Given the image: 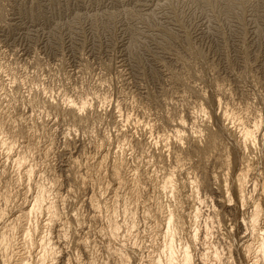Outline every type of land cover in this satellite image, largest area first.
Returning <instances> with one entry per match:
<instances>
[{"label":"clouds","instance_id":"9594fccd","mask_svg":"<svg viewBox=\"0 0 264 264\" xmlns=\"http://www.w3.org/2000/svg\"><path fill=\"white\" fill-rule=\"evenodd\" d=\"M77 13L186 101L206 96L201 35L264 28V0H81ZM56 23L65 36L79 33L63 16ZM18 51L0 49V264H264V140L241 161L206 114L197 127L207 134L133 147L91 105H55L42 81L17 70ZM234 72L253 101L264 96L254 71ZM64 107L74 112L58 124ZM184 114L173 106L163 118L179 124ZM41 196L38 219L31 206Z\"/></svg>","mask_w":264,"mask_h":264},{"label":"rangeland","instance_id":"374dc122","mask_svg":"<svg viewBox=\"0 0 264 264\" xmlns=\"http://www.w3.org/2000/svg\"><path fill=\"white\" fill-rule=\"evenodd\" d=\"M79 7L81 0H0V49L7 53L19 49L14 57L17 70L34 82L42 81L45 94H51L55 105H63L65 101L78 108L91 105L86 110L93 113V118L102 115L105 124L119 125L130 134L133 147L137 142L144 143L145 137L155 138L159 143L162 136L174 135V130L193 133L199 130L207 134L204 127H197L207 114L211 116L209 127L215 130L213 134L220 140L233 142L241 161L249 148L257 153L261 151L257 145L264 140L260 135L264 133V96L253 101L247 83H235L234 69L244 68V75L251 69L255 79L264 80V28L244 27L234 32L201 35L198 43L207 53L211 68L201 78L206 96L200 100L186 101L183 97L174 100L156 69L139 63L131 46L128 55L118 52L100 28L86 25L79 13L72 16ZM61 16L70 28L79 29V33L65 36L60 32L61 25L56 19ZM48 25L53 26L47 28ZM36 29L46 30L48 38L36 39ZM85 82V93H76L75 88ZM173 106L185 110L179 124L163 118ZM73 112L64 107L57 123L64 122V117L70 119ZM245 113L254 118L250 121ZM245 129L253 131L249 134ZM234 134L239 135L241 144ZM246 138L250 139L247 143ZM260 162L264 163V159ZM37 212V215L41 213Z\"/></svg>","mask_w":264,"mask_h":264},{"label":"bare ground","instance_id":"6f19581e","mask_svg":"<svg viewBox=\"0 0 264 264\" xmlns=\"http://www.w3.org/2000/svg\"><path fill=\"white\" fill-rule=\"evenodd\" d=\"M69 104H70V105H74V104H72V103H70V102H69ZM69 104L67 103V105H69ZM82 106H83V105H82ZM83 107H85V105H84ZM83 107H82V108H83ZM68 108H69L72 112L74 111V109H73L72 107H68ZM76 108H78L77 105H76ZM79 108H80V107H79ZM231 116H232V115H231ZM227 118H228V117H227ZM232 121H233V120H232ZM240 124H241V123H240ZM240 124H238V125H240ZM238 125H237V126H238ZM253 125H254V124H253ZM243 126H245V125L243 124ZM238 127H239V126H238ZM241 127H242V126H241ZM249 127H250V126H249ZM256 127H258V124H256ZM245 128H246V127H245ZM253 128H254V126H253ZM181 129H182V127H181ZM236 129H237V128H236ZM239 129H240V128H239ZM239 129H238V130H239ZM241 129H242V128H241ZM241 129H240V132H241ZM243 129H244V127H243ZM251 129H252V128H250V130H251ZM245 130H246V129H245ZM245 130H244V131H245ZM250 130L247 129L246 132L249 133V132H252V131H253V130H252V131H250ZM257 130H258V128H257ZM174 131H175V132H174L175 137H176V138H179V134L181 133V131H180V130H174ZM244 131H243V133H244ZM236 132H237V131H236ZM240 134H242V133H240ZM245 134H246V133H245ZM249 134H251V133H249ZM253 134H254V133H252V135H253ZM234 135H235V134H234ZM243 135H244V134H242V137L245 138L246 135H244V136H243ZM247 135H248V134H247ZM252 135H250V136H252ZM233 137H234V136H233ZM235 137H237V136L235 135ZM238 137H239V135H238ZM238 137H237V138H238ZM246 137H248V136H246ZM252 137H253V136H252ZM237 138H236V139H237ZM249 138H250V137H249ZM246 139H247V138H246ZM246 139H245V141H246V143H247V141H249L250 139H249V140H248V139L246 140ZM240 140H241V139H240ZM240 140H239V138H238L237 142L239 141V143H240ZM242 140H243V139H242ZM251 140H252V138H251ZM243 142H244V140H243ZM246 143H245V145H246ZM240 144H241V143H240ZM250 144H251V143H248L247 145H250ZM42 203H43V198H42V196H41V197H37V198H35L34 201H33L32 206H31V212H35L36 215H37V213H39V212H37V211H40V212H41V204H42ZM36 212H37V213H36ZM35 214H34V215H35ZM37 216H40V214H38Z\"/></svg>","mask_w":264,"mask_h":264}]
</instances>
